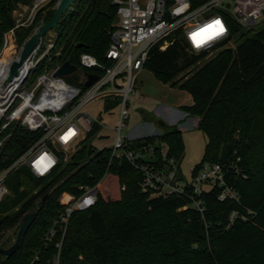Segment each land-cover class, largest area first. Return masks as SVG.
Instances as JSON below:
<instances>
[{
	"label": "trees",
	"instance_id": "obj_1",
	"mask_svg": "<svg viewBox=\"0 0 264 264\" xmlns=\"http://www.w3.org/2000/svg\"><path fill=\"white\" fill-rule=\"evenodd\" d=\"M14 1L0 0V48ZM114 21L111 0H89L82 12L60 16L56 32L61 49L54 64L70 60L79 65L82 52L103 59ZM30 32L17 30L18 43ZM236 35L233 47L222 48L199 67L206 54L187 50L180 36L163 50L152 47L143 68L160 82L190 94L192 102L179 108L198 117L197 127L206 137L201 161L194 168L203 163L231 168L226 181L238 191V202L218 200L217 187L201 195L203 214L182 208L188 202L182 197L150 198L140 191V173L125 160L111 165L103 177L109 151L92 153L80 146L82 139L51 177L34 178L19 170L7 178L10 194L0 203V246L8 247L5 233L18 229L26 213L36 215L17 250L8 258L0 255V264H49L56 248L45 243L44 234L62 209L58 196L100 179L95 205L74 211L68 219L59 264H168L165 257L171 264H264V19L253 27H236ZM190 70L186 78L180 75ZM10 129L11 136L0 148V169L38 135L18 123ZM96 130L94 124L87 135ZM140 141L165 142L168 155L178 162L182 158L183 141L176 126ZM232 211L237 216L228 226Z\"/></svg>",
	"mask_w": 264,
	"mask_h": 264
},
{
	"label": "built area",
	"instance_id": "obj_2",
	"mask_svg": "<svg viewBox=\"0 0 264 264\" xmlns=\"http://www.w3.org/2000/svg\"><path fill=\"white\" fill-rule=\"evenodd\" d=\"M57 1L52 5L53 0H15L9 12L11 25L2 32L0 56L8 46H12L13 51L0 59V148L11 136V129H7L12 123L36 131L38 135L0 169V203L10 194L6 180L11 173L25 170L34 178H48L55 173L66 154L75 149L91 126L100 124L86 111V107L97 99L114 102L118 108L114 126L116 135L112 145L106 148L109 156L103 177L111 165L125 160L140 173L138 186L150 198L182 197L188 201L182 208L189 206L203 214L205 206L201 195L217 187L218 200L238 202V191L226 181L231 168H224L219 163H203L196 170L192 166L186 177L179 162L168 155L165 142H137L148 135L133 140L121 130L128 116V96L135 92V77L143 69L152 47L157 45L163 50L180 36L187 50L195 53L208 55L232 47L230 43L235 41L236 27H253L264 19V0H111L115 6V21L108 30L109 43L103 59L87 52L78 55L79 65L76 66L85 69L81 86L53 76L60 64L40 71L26 84L44 59L52 61L59 54L61 48L57 45L58 34L54 28L40 37L18 66V73L5 81L11 62L18 59L23 41L46 22L47 14L43 9L47 6L55 9ZM74 1L68 7L71 12H75ZM217 21L224 29L218 35L211 27ZM20 29H31L21 44L16 37ZM54 49L56 51L51 55ZM87 74L96 76L88 86L85 85ZM100 181L94 185L80 183L76 193L62 192L58 196L62 209L44 234L45 243L56 248L49 264H59L68 219L74 211L95 205ZM123 189L124 185L121 186ZM64 194L68 198L62 201ZM236 216V211L230 213L228 226Z\"/></svg>",
	"mask_w": 264,
	"mask_h": 264
},
{
	"label": "rangeland",
	"instance_id": "obj_3",
	"mask_svg": "<svg viewBox=\"0 0 264 264\" xmlns=\"http://www.w3.org/2000/svg\"><path fill=\"white\" fill-rule=\"evenodd\" d=\"M89 0L74 1L73 6L76 11L82 12ZM45 14L49 15L52 12V8L47 6L43 9ZM70 14V9H66L61 16H67ZM74 14L73 16H75ZM56 30V27L54 28ZM237 36V35H235ZM230 45L233 47L235 41H232ZM58 47H56L57 49ZM56 49L52 50L51 55H54ZM221 50V49H219ZM219 50L213 51L212 53L205 55L198 63L199 67L203 61L214 56ZM54 62L48 58L44 59L30 75L26 84L34 79V77L44 69H51L54 66ZM83 69L77 68V70L65 75L63 78L73 85L81 86V79L83 77ZM191 74V70L187 73L180 74L183 78H186ZM135 92L128 96L127 99V110L128 116L124 120V126L122 127L121 133L126 135L129 139L136 140L138 137H142L149 133L157 132L161 129L165 130L168 125H161L159 122L161 119L155 117L154 110L156 106L160 104L174 107L175 115L179 117L181 113H185L179 108L181 105H189L190 94L177 87L170 86L169 84H163L158 81L151 71L143 68L135 77ZM86 111L100 124L97 125V130L93 134L87 133L82 137L83 141L80 146H84L87 150L91 149L92 153H96L103 148H107L112 145L116 132L114 126L118 119L117 111L118 108L114 102H104L101 99L92 101L87 107ZM144 116V117H143ZM185 117V118H184ZM193 116H187L186 113L181 120V124L185 126L181 130V137L183 141V155L179 161V166L182 174L186 177L190 174V169L195 164L201 161L206 137L201 130L198 129L195 122H193ZM81 139V140H82ZM77 147V146H76ZM75 149L68 152L64 163L68 162ZM47 179H44L43 185ZM67 192V191H66ZM71 193V192H67ZM68 198L67 194H64L61 199L65 201ZM14 232V233H13ZM17 229H9L5 233V237L10 238L11 245L15 239ZM8 245V246H9ZM167 259V260H166ZM165 262L168 264L172 263L170 258L165 257Z\"/></svg>",
	"mask_w": 264,
	"mask_h": 264
},
{
	"label": "water",
	"instance_id": "obj_4",
	"mask_svg": "<svg viewBox=\"0 0 264 264\" xmlns=\"http://www.w3.org/2000/svg\"><path fill=\"white\" fill-rule=\"evenodd\" d=\"M73 0H58L57 4L55 6L54 12L50 19L46 21L45 23L38 26L37 30L33 32L30 36H28L22 43V46L20 48L18 59L11 62L9 66L8 73L5 77V81H9L12 79L13 76H15L18 73V66L20 63L30 54L34 46L37 44L40 37L49 29L55 28L58 23V19L63 14V12L68 9L70 3ZM80 45V44H78ZM77 70V66L70 62V60L63 61L57 69L54 71L53 76L58 77H64L65 75ZM87 81L85 82V85L88 86L91 83H93L96 80V76L92 74H87ZM161 125H163V121L159 122ZM36 215L35 211L26 213L20 221V225L17 229L15 239L11 245L8 247H1L0 246V255L8 258L11 256L18 248L20 243L22 242L24 235L31 225V223L34 220V217Z\"/></svg>",
	"mask_w": 264,
	"mask_h": 264
},
{
	"label": "crops",
	"instance_id": "obj_5",
	"mask_svg": "<svg viewBox=\"0 0 264 264\" xmlns=\"http://www.w3.org/2000/svg\"><path fill=\"white\" fill-rule=\"evenodd\" d=\"M163 84H165V83H163ZM191 102H192V99H190L189 104ZM172 108H174V107H170L168 105L160 104V105L156 106V108L154 110L155 111L154 115H155V117H157V118L161 119V121H163V123H164L163 125L176 126L177 129L180 130V132H181V130L185 128V126H183L181 124V120H182L183 116L185 115V113H181V115L179 117H177L175 115V113H174L175 110H177V109H172ZM193 120H194L193 122H195L196 125H197L198 117H194ZM161 132H163V129H161V130H159L157 132H154V133L146 134V135H153V134H158V133H161Z\"/></svg>",
	"mask_w": 264,
	"mask_h": 264
},
{
	"label": "snow or ice",
	"instance_id": "obj_6",
	"mask_svg": "<svg viewBox=\"0 0 264 264\" xmlns=\"http://www.w3.org/2000/svg\"><path fill=\"white\" fill-rule=\"evenodd\" d=\"M215 31L214 34L218 35L220 32H223V26L220 25V22L217 21L215 25L211 26Z\"/></svg>",
	"mask_w": 264,
	"mask_h": 264
},
{
	"label": "bare ground",
	"instance_id": "obj_7",
	"mask_svg": "<svg viewBox=\"0 0 264 264\" xmlns=\"http://www.w3.org/2000/svg\"><path fill=\"white\" fill-rule=\"evenodd\" d=\"M12 51H13V50H12V46H8V47L4 48V50H3V52H2V54H1V56H0V59H4L5 56H6L8 53L12 52Z\"/></svg>",
	"mask_w": 264,
	"mask_h": 264
}]
</instances>
